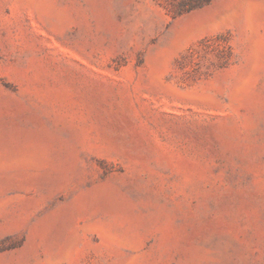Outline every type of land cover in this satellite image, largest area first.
Segmentation results:
<instances>
[{
    "label": "rangeland",
    "instance_id": "1",
    "mask_svg": "<svg viewBox=\"0 0 264 264\" xmlns=\"http://www.w3.org/2000/svg\"><path fill=\"white\" fill-rule=\"evenodd\" d=\"M0 264H264V0H0Z\"/></svg>",
    "mask_w": 264,
    "mask_h": 264
}]
</instances>
